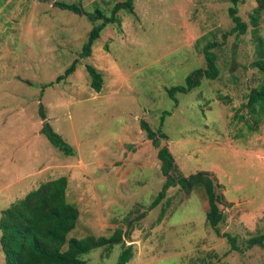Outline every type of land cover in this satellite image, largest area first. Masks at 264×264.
Here are the masks:
<instances>
[{
    "label": "rangeland",
    "instance_id": "obj_1",
    "mask_svg": "<svg viewBox=\"0 0 264 264\" xmlns=\"http://www.w3.org/2000/svg\"><path fill=\"white\" fill-rule=\"evenodd\" d=\"M55 1L110 15L122 0H0V213L64 175L79 209L67 238L122 232L124 244L93 248L81 256L87 264H115L129 244L126 264H264L263 247H246L264 232V108L247 104L262 80L252 62L260 49L264 59V11L239 0L246 31L224 37L234 25L231 0H132L134 12L118 11L120 24H107L80 58L93 23ZM215 43L217 77L175 93V104L167 90L205 67L203 49ZM75 59V70L57 81ZM86 64L101 72L100 91ZM141 120L166 134L159 146ZM48 127L73 153L51 143ZM164 145L175 165L170 178L208 171L220 184L219 233L207 223L201 186H169L152 205L167 180L156 155Z\"/></svg>",
    "mask_w": 264,
    "mask_h": 264
},
{
    "label": "trees",
    "instance_id": "obj_2",
    "mask_svg": "<svg viewBox=\"0 0 264 264\" xmlns=\"http://www.w3.org/2000/svg\"><path fill=\"white\" fill-rule=\"evenodd\" d=\"M231 1L233 5L228 12L234 25L224 33V37L231 33H244L247 26L237 13L236 3L239 0ZM255 2V14L263 12L264 0H255ZM55 5L61 9L84 14L93 23L88 32L87 40L79 53L80 58L88 57L91 54L95 40L100 36L101 31L107 24H120V18L117 16L118 11L127 9L130 13L134 12L132 0H122L114 3L110 15H106L98 9L92 14L86 13L76 3L55 1ZM255 14L252 16L253 18L257 17ZM214 45L216 43L210 44L203 49L205 67L194 69L186 77L183 85L173 86L167 90L171 98L177 92L184 93L198 86L203 77L211 79L217 77L219 68L216 63V57L210 50ZM77 62L78 59H75L64 73L57 77V81L71 74L75 70ZM252 65L257 67L262 73V80L257 87L250 90L247 104L249 106L261 104V107L264 108V59L261 49L259 57L252 62ZM85 68L90 79V86L95 91H100L103 82L101 72L92 64H86ZM173 99L175 104H177V99ZM40 112L44 119L45 115L42 110ZM167 113L168 111H164L162 115L164 116ZM140 127L145 131L146 137L156 146H159L158 138L160 136L163 138L167 137L160 130L158 132L154 131L145 120L140 121ZM46 134L51 143L60 151L66 155L73 153V148L49 127ZM156 155L160 161L161 172L167 177V180L152 205L157 204L164 197L165 191L169 186L179 185L182 189L188 191L194 186H201L208 202L207 223L216 233H219L218 226L224 220V214L219 207V204L223 202L222 194L218 191L220 184L214 180L208 171H198L187 177L178 174L177 177L172 179L169 175L170 171L175 169V165L170 151L165 145L160 146ZM67 188L68 179L64 175L48 179L1 210L0 246L4 254L5 264H87L81 256L93 248L104 247L105 250L111 251L115 244H124L120 229L114 230L108 237L88 235L81 239L67 238V233L75 227L79 217V209L68 200ZM226 236L231 243V248L237 249L234 244V237L229 234H226ZM254 245L264 248V232L247 239L246 247ZM131 247V244L124 247L115 264H126L129 261L132 257Z\"/></svg>",
    "mask_w": 264,
    "mask_h": 264
},
{
    "label": "water",
    "instance_id": "obj_3",
    "mask_svg": "<svg viewBox=\"0 0 264 264\" xmlns=\"http://www.w3.org/2000/svg\"><path fill=\"white\" fill-rule=\"evenodd\" d=\"M45 123H46V121H45Z\"/></svg>",
    "mask_w": 264,
    "mask_h": 264
}]
</instances>
